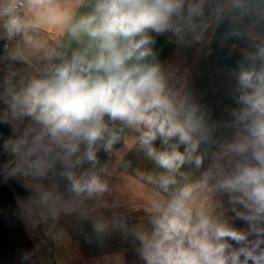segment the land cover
<instances>
[{
	"label": "clouds",
	"instance_id": "clouds-1",
	"mask_svg": "<svg viewBox=\"0 0 264 264\" xmlns=\"http://www.w3.org/2000/svg\"><path fill=\"white\" fill-rule=\"evenodd\" d=\"M10 181L11 264H264V0H0Z\"/></svg>",
	"mask_w": 264,
	"mask_h": 264
},
{
	"label": "crops",
	"instance_id": "crops-1",
	"mask_svg": "<svg viewBox=\"0 0 264 264\" xmlns=\"http://www.w3.org/2000/svg\"><path fill=\"white\" fill-rule=\"evenodd\" d=\"M168 54L166 49L165 55ZM188 63L192 66L193 83L197 90L208 93L207 99H215L213 92L223 83L222 69L226 65L219 56L213 54L207 58H198L194 53L189 54ZM129 201H137L141 192L136 185H130L125 193ZM13 188L0 183V264H11V258L18 247L31 248L36 241L29 238L23 225L8 215L9 210L15 207ZM81 251L84 255H91L92 249L81 242Z\"/></svg>",
	"mask_w": 264,
	"mask_h": 264
},
{
	"label": "trees",
	"instance_id": "trees-1",
	"mask_svg": "<svg viewBox=\"0 0 264 264\" xmlns=\"http://www.w3.org/2000/svg\"><path fill=\"white\" fill-rule=\"evenodd\" d=\"M10 186L13 188L14 192L16 193V195H23V189L20 188V186L14 182H9Z\"/></svg>",
	"mask_w": 264,
	"mask_h": 264
},
{
	"label": "rangeland",
	"instance_id": "rangeland-1",
	"mask_svg": "<svg viewBox=\"0 0 264 264\" xmlns=\"http://www.w3.org/2000/svg\"><path fill=\"white\" fill-rule=\"evenodd\" d=\"M37 243L39 242V241H36ZM52 259V253L51 252H48L46 249H45V264H47V262L49 261V260H51Z\"/></svg>",
	"mask_w": 264,
	"mask_h": 264
}]
</instances>
